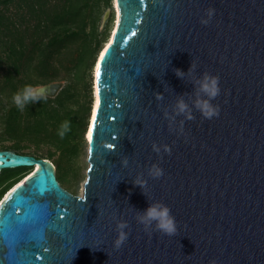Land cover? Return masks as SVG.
Masks as SVG:
<instances>
[{
    "label": "water",
    "instance_id": "obj_1",
    "mask_svg": "<svg viewBox=\"0 0 264 264\" xmlns=\"http://www.w3.org/2000/svg\"><path fill=\"white\" fill-rule=\"evenodd\" d=\"M115 6L111 40L95 60L99 79L92 70L100 104L86 127L82 192L61 186L49 159L0 149V172L32 167L0 200V264H264V0ZM205 73L220 78L211 120L196 107ZM62 86L35 87L54 97ZM154 201L171 209L177 235H148L137 223ZM117 221L129 224L120 250Z\"/></svg>",
    "mask_w": 264,
    "mask_h": 264
},
{
    "label": "trees",
    "instance_id": "obj_2",
    "mask_svg": "<svg viewBox=\"0 0 264 264\" xmlns=\"http://www.w3.org/2000/svg\"><path fill=\"white\" fill-rule=\"evenodd\" d=\"M107 8L110 15L100 28ZM112 21V0H0V149L49 159L60 185L68 184L72 193L69 182L81 179L79 161L87 149L92 70ZM60 78L65 82L54 97L23 112L14 105L13 95L26 85ZM64 121L71 128L61 138ZM31 171L3 169L0 200Z\"/></svg>",
    "mask_w": 264,
    "mask_h": 264
},
{
    "label": "clouds",
    "instance_id": "obj_3",
    "mask_svg": "<svg viewBox=\"0 0 264 264\" xmlns=\"http://www.w3.org/2000/svg\"><path fill=\"white\" fill-rule=\"evenodd\" d=\"M215 14V10L209 8L206 11L207 19L202 18L200 23L202 25H208L213 16ZM177 76L182 77L183 73L177 70ZM200 87L198 89V93H203L205 99L198 100L196 102V107L200 110L201 115L204 119L211 120L213 117L219 115V106L213 105L212 101L216 99L220 95V78L218 76L209 75L205 73L202 80L198 81ZM46 98L45 90L42 88L34 87L32 85H26L22 90L17 91L13 97L12 101L14 105L21 112L25 110V108L30 104H36L41 101V99ZM160 96H157V99H160ZM177 108L179 112L183 113L187 110V105L183 102V100L178 101ZM190 119L192 117H189ZM70 123L69 121H64L59 128L58 135L63 138L65 134L70 131ZM115 139V137H114ZM105 149L114 150L115 146L112 144H105ZM154 151H159L153 146ZM169 154H171V150L165 149ZM93 148L90 146L88 148L89 154H91ZM127 159L122 161L124 166H127ZM149 175L153 179H159L164 175L163 169H161L157 165H153L149 169ZM137 186L144 188V184L140 181L135 182ZM135 219L139 225L142 226V229L148 235H151L153 232H159L163 235L172 237L177 235V222L175 217L171 214V209L165 205L163 202L154 201L149 204V206L143 212H136ZM125 229H129V224L127 221H117L115 231L117 233V238L114 240V247L116 250H120L122 246L128 240L129 232H126Z\"/></svg>",
    "mask_w": 264,
    "mask_h": 264
},
{
    "label": "rangeland",
    "instance_id": "obj_4",
    "mask_svg": "<svg viewBox=\"0 0 264 264\" xmlns=\"http://www.w3.org/2000/svg\"><path fill=\"white\" fill-rule=\"evenodd\" d=\"M115 19H116V9L113 10V21H112V25H111V30H112L113 25L115 23ZM111 30H110V33H111ZM110 33H109V35H110ZM107 40H108V38H107ZM63 57H65V56L63 55ZM65 58H67V57H65ZM60 74H61V76H63L64 75V72L61 71ZM56 81H61L62 84H64V82H65L62 78H60L59 80H56ZM79 163H80L79 164V166H80V174L82 175L81 179L78 181L77 184H76L75 181L69 182L70 186L76 190V193L75 194H80L82 192V184L84 182V179H85V176H86V168L88 166V162L86 161V154L81 158V161H79ZM34 169H35V167L33 168V170ZM61 185L64 188L70 190L68 184L64 183L63 181H61Z\"/></svg>",
    "mask_w": 264,
    "mask_h": 264
},
{
    "label": "bare ground",
    "instance_id": "obj_5",
    "mask_svg": "<svg viewBox=\"0 0 264 264\" xmlns=\"http://www.w3.org/2000/svg\"><path fill=\"white\" fill-rule=\"evenodd\" d=\"M115 9H116V19H115V23H114V25H113V28H112V30H111V33H110V35H109V37H108V40H107V42L104 44V46L107 44V43H109L110 42V40H111V35H112V33H113V30H114V27L116 26V22L118 21V10H117V8H116V6H115ZM103 46V47H104ZM98 64V61L95 63V65H94V70L96 69V65ZM94 73H95V71H94ZM95 95H94V98H93V102H92V106H91V110H95V108H96V105H97V103H96V101H97V95H96V92L94 93ZM89 134H90V132L88 131L85 135H87L88 137H89ZM34 168V167H33ZM35 168H37V166H35Z\"/></svg>",
    "mask_w": 264,
    "mask_h": 264
},
{
    "label": "snow or ice",
    "instance_id": "obj_6",
    "mask_svg": "<svg viewBox=\"0 0 264 264\" xmlns=\"http://www.w3.org/2000/svg\"><path fill=\"white\" fill-rule=\"evenodd\" d=\"M104 51L107 53L108 52V49H105ZM101 60L102 61L104 60V56H101ZM100 69H101V65L100 64H97L96 65V78L97 79L100 78V74H101ZM96 103H97V105H99L100 104V100L97 99ZM93 119L95 120V115L93 116ZM89 138L92 140L93 139L92 135Z\"/></svg>",
    "mask_w": 264,
    "mask_h": 264
}]
</instances>
